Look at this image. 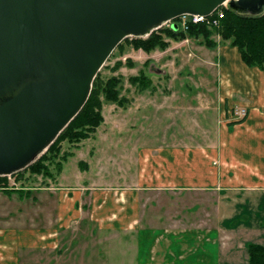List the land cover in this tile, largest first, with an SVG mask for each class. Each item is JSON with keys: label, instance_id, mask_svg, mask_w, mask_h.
I'll use <instances>...</instances> for the list:
<instances>
[{"label": "crops", "instance_id": "crops-1", "mask_svg": "<svg viewBox=\"0 0 264 264\" xmlns=\"http://www.w3.org/2000/svg\"><path fill=\"white\" fill-rule=\"evenodd\" d=\"M222 48L231 50L229 57L223 51L224 65L230 62L245 72L244 87H236L233 73L221 72L225 79L220 99L229 111L225 122L229 125L212 146L166 144L140 149L137 172L115 177L122 183H107V167L96 156V161H78L74 181L64 171L57 184L41 193H0V214H8L0 224V264H22L25 255L31 257V264L67 263L72 261L74 240L82 247L81 264H248L247 245L264 246V70L248 67L236 48ZM232 105L248 109L240 122L233 119ZM76 156L73 153L70 159ZM152 194L163 198L160 215H154L159 226L152 224L150 215ZM185 195L213 200L217 225L192 222L194 226L186 227L182 212L168 214L167 199L177 202ZM16 197L21 204L29 200L38 204L42 199L47 207L58 209L59 218L56 223L54 217L48 222L43 218L42 227L39 208L33 205L36 218L28 223L21 205L8 211ZM200 205L193 209L199 211ZM79 225L78 235L65 240ZM161 228L164 236L157 237L153 231ZM188 233L208 247L203 256L198 254L200 248L196 254H183L181 245L192 242ZM212 233L217 234L216 241L208 238ZM45 249H51V255L44 254Z\"/></svg>", "mask_w": 264, "mask_h": 264}, {"label": "water", "instance_id": "water-1", "mask_svg": "<svg viewBox=\"0 0 264 264\" xmlns=\"http://www.w3.org/2000/svg\"><path fill=\"white\" fill-rule=\"evenodd\" d=\"M226 3L241 15L264 14V0H0V176L48 151L125 39Z\"/></svg>", "mask_w": 264, "mask_h": 264}, {"label": "rangeland", "instance_id": "rangeland-1", "mask_svg": "<svg viewBox=\"0 0 264 264\" xmlns=\"http://www.w3.org/2000/svg\"><path fill=\"white\" fill-rule=\"evenodd\" d=\"M225 7H221L222 12ZM171 24L167 23L163 27H168ZM181 26L182 24L179 23L176 30L179 28L183 29ZM127 39L130 41L133 37ZM212 39L216 43L221 41L220 35H214ZM166 40L169 42L166 50H156L147 54L142 50L136 51L132 47H127L124 53H117L114 58L106 63L101 70V74L104 76L105 81L112 76L122 78V96L127 99L125 102L126 108L117 104H105L103 108L104 122L96 133L91 135V138L95 137V139L85 140L78 144H70L68 142L63 144L62 154L68 155L71 153L73 155V153H77V156L64 163L60 175L57 174L56 166L53 164L51 165V169H54L52 178H46L44 175L30 176L29 174H24V179L19 181L14 175L5 176L7 182L0 183V193H41L49 185L57 184L55 182L57 180L59 182V178L64 171L70 178L73 176L74 181L75 174L78 173L76 164L80 159L96 161L99 158L107 167L105 170L107 172L104 175L107 183L108 181L109 183H122L124 182L123 180L120 181L119 177L116 179L115 177L120 172L121 175L125 173V176L137 172V160L140 149L154 148L166 144L173 146H197V144L205 146L209 144L212 146L217 141L220 130L229 125L225 123L229 119V111L224 109L226 107L220 99L223 96L222 81L225 79L221 72L233 73L231 76H233L232 79L236 83V87H244L242 75L245 72L238 70L236 65H232L230 62L224 65L222 54L227 51L226 56L228 55L229 57L231 50L223 49L222 47H229L228 45L218 44L216 49L211 50L204 45L202 39L171 40L167 38ZM128 60L135 65L130 67L125 64ZM118 61H123L124 66L119 70L113 71L112 68ZM147 62L149 63L148 67L145 66ZM141 70L147 73L154 84L152 88L150 87L144 91L129 82L130 77L139 75ZM238 75H240V78H237ZM231 107L233 108L230 109V112L237 109L236 105ZM225 113H227V116H225ZM73 181H67V183L71 184ZM79 184L74 182L75 186ZM52 189L55 190V187ZM162 199L157 194H152L151 199H147L153 205L150 215L153 220L152 224H157L154 226H159L158 223H155L154 215H160V206L163 205L161 203ZM176 199L177 202L170 201L171 198L167 199L169 202L167 213L177 215V213L182 212L186 227L194 226L192 222L196 225L200 224L208 227L217 225V211L216 207L213 206V200H207L203 197L193 198L186 195L183 198ZM11 202L9 207L12 209H8V211H12L15 206L21 205L23 208L22 213H24L23 218L28 223L33 217L36 218L37 212H39L40 224L43 218H46L43 220L46 222L47 218L54 217V223L59 218L58 209L47 207L42 199L38 204H33L32 200L21 204L17 197ZM198 203L201 204L198 208L199 211L193 209ZM0 205H3V202ZM33 205L39 208L37 212L35 211L36 208H31ZM154 205L157 207L154 208ZM5 214H0V224L3 221L2 217L8 215ZM49 221L51 222V220ZM156 221H159V219ZM41 226L44 227L43 224ZM80 227L81 225L75 227L72 232H68L65 240L76 233L78 235ZM153 232L156 233L157 237L164 236L162 228ZM192 235L189 233L187 235L188 238L192 239L189 245H181V249L184 250L185 248L183 254L188 255L192 251L196 254L200 248L201 250L199 249L198 254L203 256V250L208 247L200 245L202 241L197 242L199 239L195 237L196 234ZM207 236L214 241L218 239L216 233ZM75 243L76 241L74 240V245L71 247L72 252L69 254L72 261L67 263L57 261L56 264H81L78 250L82 247L78 246V244L75 245ZM59 248L63 250V244ZM50 250L45 249L42 252L48 254ZM103 250L105 252V248ZM54 253L56 254V252ZM48 255L51 254L49 253ZM31 263V257L25 255V261L22 264Z\"/></svg>", "mask_w": 264, "mask_h": 264}, {"label": "trees", "instance_id": "trees-1", "mask_svg": "<svg viewBox=\"0 0 264 264\" xmlns=\"http://www.w3.org/2000/svg\"><path fill=\"white\" fill-rule=\"evenodd\" d=\"M178 21L179 18L173 22L177 23ZM214 35H220L221 41L219 43L212 39ZM167 38L171 40L202 39L204 45L211 50L216 49L218 44L228 45L238 50L243 62L248 67L264 70V14L260 16L241 15L230 8L224 9V16L220 19L219 27L208 23H191L186 30L180 28L176 30L172 25L162 27L154 31L147 39L133 38L130 41L125 39L116 48L109 60L114 58L117 53H124L127 47H132L136 51L142 50L147 54L156 50H166L169 45ZM148 62L145 64L146 67L149 66ZM125 64L130 67L135 65L130 60ZM123 66V61H118L112 70H119ZM129 82L143 91L154 86L152 79L144 70H141L139 75L130 77ZM122 89L121 77L112 76L105 81L100 71L94 81L90 98L78 116L37 162L13 175L19 181L24 179V174L30 176L44 175L46 178H52L54 169H51V165L53 164L56 166L57 174L60 175L64 163L72 157L71 153L62 154L63 144L65 142L78 144L90 139L91 135L96 133L104 122L103 108L105 104H117L126 108L127 99L122 96ZM232 124L230 125L233 126ZM3 182H7V179L0 176V183ZM247 253L248 264H264L263 245L249 243Z\"/></svg>", "mask_w": 264, "mask_h": 264}, {"label": "built area", "instance_id": "built-area-1", "mask_svg": "<svg viewBox=\"0 0 264 264\" xmlns=\"http://www.w3.org/2000/svg\"><path fill=\"white\" fill-rule=\"evenodd\" d=\"M223 16H224V10L222 12L221 9H219L214 15L212 14L210 16L183 15L180 18V23L182 24L181 27L183 28V30H186L191 23H194V24L208 23V24L213 25L215 27H219L220 19ZM234 114H235L237 120H239V119H242L243 117H245L247 115V111H246V109H237Z\"/></svg>", "mask_w": 264, "mask_h": 264}]
</instances>
